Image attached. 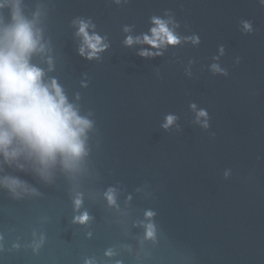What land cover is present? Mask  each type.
Segmentation results:
<instances>
[{
	"label": "water",
	"instance_id": "95a60500",
	"mask_svg": "<svg viewBox=\"0 0 264 264\" xmlns=\"http://www.w3.org/2000/svg\"><path fill=\"white\" fill-rule=\"evenodd\" d=\"M16 13L89 126L79 157L0 154V264H264V0H0V34Z\"/></svg>",
	"mask_w": 264,
	"mask_h": 264
},
{
	"label": "clouds",
	"instance_id": "9594fccd",
	"mask_svg": "<svg viewBox=\"0 0 264 264\" xmlns=\"http://www.w3.org/2000/svg\"><path fill=\"white\" fill-rule=\"evenodd\" d=\"M13 19V26L0 34V154L7 157L13 143L19 142L41 163L54 161L58 155L79 157L83 152L80 137L89 126L88 121L81 119L67 104L55 81L50 87L42 82V71L29 63L38 43L32 26L18 13ZM153 22L156 27L151 29V37H143L144 43L158 48L180 42L163 21L156 19ZM86 28L87 25L82 23L79 34L91 50L88 57L91 59L107 45H102L99 36L90 37ZM126 43L131 45L133 41L128 38ZM83 53L84 48L81 49ZM167 119L171 124L173 117ZM11 154L15 155L14 152ZM148 235H152L151 231Z\"/></svg>",
	"mask_w": 264,
	"mask_h": 264
}]
</instances>
